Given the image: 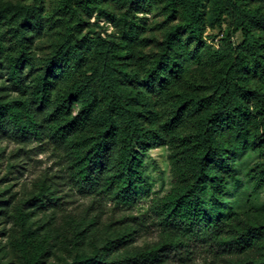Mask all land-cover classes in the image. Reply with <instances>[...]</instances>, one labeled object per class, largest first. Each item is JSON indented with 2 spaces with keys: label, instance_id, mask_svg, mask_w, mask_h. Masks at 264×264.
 I'll return each mask as SVG.
<instances>
[{
  "label": "rangeland",
  "instance_id": "obj_1",
  "mask_svg": "<svg viewBox=\"0 0 264 264\" xmlns=\"http://www.w3.org/2000/svg\"><path fill=\"white\" fill-rule=\"evenodd\" d=\"M189 1L197 8L203 41L199 47L182 30L187 0H96L91 7L82 0H65L68 7L64 0H0V6L13 3L37 9L36 15H9L0 23V39L8 52H14L17 44L12 30L26 32L22 42L30 57L24 70L26 93L16 91L2 73L0 95L4 100L30 96L32 79L50 56L53 44L59 42L68 24L75 23L78 38L89 37L99 49L113 50L116 68L129 74L132 95L141 91L144 106L150 111L146 127L166 130L164 125L181 95L205 101L199 110L187 109L170 134L164 131L162 144L141 153L149 190L130 208L78 191L70 176L73 152L51 140L49 130L59 119L42 112L38 138H20L9 129H0L1 264H25L20 241L27 256L37 257V264H70L79 254H98L103 264H108L177 237L159 223L151 205L175 186V165L185 168L179 138L193 132L198 118L213 107L212 98L243 39L228 0ZM248 4L264 11V0H250ZM70 9L76 10L75 16ZM175 28L178 34L170 37ZM258 33L264 43V30ZM259 55L264 61V47ZM152 76L157 78L154 90L144 84ZM70 83L68 78L56 80L53 104ZM231 84L236 85V94L250 116L246 147L234 157L240 184L227 196L233 208L226 230L236 233L247 218L264 223V183L256 186L253 179L254 170L264 166V124L255 98V93L264 92V79L260 71L245 72ZM160 85L163 88L159 89ZM91 130L87 128L84 134ZM20 212L23 223L18 220ZM166 253L164 260L155 264H264V235L242 252H227L200 241Z\"/></svg>",
  "mask_w": 264,
  "mask_h": 264
},
{
  "label": "trees",
  "instance_id": "obj_2",
  "mask_svg": "<svg viewBox=\"0 0 264 264\" xmlns=\"http://www.w3.org/2000/svg\"><path fill=\"white\" fill-rule=\"evenodd\" d=\"M95 1L82 0L87 7ZM187 1L182 30L188 32L199 47L203 41L197 8ZM228 1L236 13V28L242 33L240 49L212 98L211 110L198 118L193 132L179 138L185 168L175 165V186L151 205L159 223L177 237L108 264H155L164 260L167 251H177L190 242L200 241L211 242L227 252H242L264 235V223L253 218L245 219L236 233L226 230L233 208L227 196L240 184L234 157L246 147L250 120L236 94V85L231 82L240 80L245 72L256 71H260L264 79V61L259 55L264 43L258 33L264 30V11L249 6L250 0ZM64 6L68 7L65 0ZM70 10L75 16L76 10ZM36 14L35 7L5 3L0 6V23L9 15L28 18ZM12 31L18 44L14 52H8L0 39V78L4 72L15 90L24 94L27 91L24 70L30 60L22 42L26 32ZM76 32L75 23L66 26L39 73L33 77L28 98L4 100L0 95V129H9L20 138H38L43 125L39 119L42 112L51 119H59L49 130L51 140L73 152L70 176L78 191L84 195H101L113 205L130 208L149 190L141 153L156 143L162 144L164 131L170 134L179 126L187 109L199 110L205 101L181 95L172 117L164 125L166 130L146 127L144 123L150 120V111L144 106L141 91L132 95L127 80L129 74L116 68L113 50L99 49L95 41L89 37L78 38ZM178 32L175 28L169 36ZM156 76L144 82L152 90ZM58 78H68L71 83L53 104V89ZM255 98L264 124V92L255 93ZM89 127H92L91 132L84 134ZM253 179L256 186L264 183V166L254 170ZM18 220L23 223L21 212ZM22 233L25 235L26 231L22 229ZM19 246L24 263L37 264V257L27 256L25 244L20 241ZM70 264L103 262L98 254H79Z\"/></svg>",
  "mask_w": 264,
  "mask_h": 264
}]
</instances>
